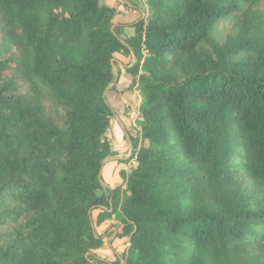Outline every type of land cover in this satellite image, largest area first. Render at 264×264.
Returning a JSON list of instances; mask_svg holds the SVG:
<instances>
[{
	"label": "trees",
	"instance_id": "1",
	"mask_svg": "<svg viewBox=\"0 0 264 264\" xmlns=\"http://www.w3.org/2000/svg\"><path fill=\"white\" fill-rule=\"evenodd\" d=\"M142 1L122 40L100 0H0V264H116L96 210L119 214L124 264H264V0ZM129 52L138 166L104 189Z\"/></svg>",
	"mask_w": 264,
	"mask_h": 264
},
{
	"label": "crops",
	"instance_id": "2",
	"mask_svg": "<svg viewBox=\"0 0 264 264\" xmlns=\"http://www.w3.org/2000/svg\"><path fill=\"white\" fill-rule=\"evenodd\" d=\"M100 3L113 7L117 10L114 17V27H120V38L126 40L133 36L132 25L147 14V7L142 0H100ZM134 55L115 54L112 60L113 69L116 71V79L110 85V107L114 112L110 120L108 136L110 138V151L103 163L101 177L104 189H115L120 187L125 189V183L119 173L118 162L125 160L132 153L130 138L135 136L131 132V126L136 127L139 108L142 105V97L136 87L130 88L132 77L126 69L134 64ZM122 81L118 88L119 83ZM115 103V104H114ZM139 131V128H137ZM118 143H126L123 150L119 149ZM102 214L101 210L92 212L95 234L101 237L103 244L94 253L101 259L116 264H124V260L129 255V242L127 238L117 237V228L120 224L118 213L106 216L101 222L97 218Z\"/></svg>",
	"mask_w": 264,
	"mask_h": 264
},
{
	"label": "rangeland",
	"instance_id": "3",
	"mask_svg": "<svg viewBox=\"0 0 264 264\" xmlns=\"http://www.w3.org/2000/svg\"><path fill=\"white\" fill-rule=\"evenodd\" d=\"M230 28H231V26L227 22H221L219 24V26L215 27L212 30V32L209 35V41L206 44H203V47L206 48V49H209L211 47V45L214 44V43L217 44V45H220V44L224 43L226 37L231 32ZM114 72L116 74V71H114ZM121 83H122V81L119 83L118 88L121 85ZM141 97H142V95H141ZM106 99H107V102L110 105V87L106 91ZM142 104H143V100H142ZM137 128H139V124H136V127L131 126V132L135 136L134 138H136V136L138 135V132H139ZM105 137H106V142L111 147L112 144L110 142L111 140H110V138L108 136V133L105 135ZM134 138H130V139H134ZM118 144H119V149L120 150H123L126 147V143H124V144L118 143ZM109 152L111 154H113L110 150H109ZM132 154H133V149H132ZM108 156H110V155H108ZM124 162H125V160L119 161L118 164H117L118 167H119V173H122V174L124 173V172H122V167H123L122 165H123ZM242 181L244 182V184H248V179L244 178V179H242ZM7 231H8V229H6L4 231V233L7 232Z\"/></svg>",
	"mask_w": 264,
	"mask_h": 264
},
{
	"label": "built area",
	"instance_id": "4",
	"mask_svg": "<svg viewBox=\"0 0 264 264\" xmlns=\"http://www.w3.org/2000/svg\"><path fill=\"white\" fill-rule=\"evenodd\" d=\"M122 166V172H124L125 175H129L131 172L136 170L138 166L136 156L132 153L129 154Z\"/></svg>",
	"mask_w": 264,
	"mask_h": 264
}]
</instances>
